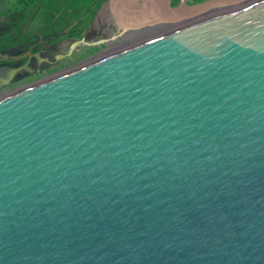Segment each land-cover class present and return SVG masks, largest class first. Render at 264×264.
Wrapping results in <instances>:
<instances>
[{"label":"water","instance_id":"water-1","mask_svg":"<svg viewBox=\"0 0 264 264\" xmlns=\"http://www.w3.org/2000/svg\"><path fill=\"white\" fill-rule=\"evenodd\" d=\"M252 1L111 0L147 39L0 99V264H264Z\"/></svg>","mask_w":264,"mask_h":264},{"label":"flooded vegetation","instance_id":"flooded-vegetation-1","mask_svg":"<svg viewBox=\"0 0 264 264\" xmlns=\"http://www.w3.org/2000/svg\"><path fill=\"white\" fill-rule=\"evenodd\" d=\"M9 1L0 6V72L15 70V74L0 83L7 84L0 88V95L119 52L132 41L131 34H140L139 39L147 34L145 30L125 32L112 13L111 0ZM249 1L245 5L253 3ZM181 3L172 0L173 6ZM81 57L86 59L78 61Z\"/></svg>","mask_w":264,"mask_h":264},{"label":"bare ground","instance_id":"bare-ground-1","mask_svg":"<svg viewBox=\"0 0 264 264\" xmlns=\"http://www.w3.org/2000/svg\"><path fill=\"white\" fill-rule=\"evenodd\" d=\"M232 9H234V8H229V9H220V8H213V9H211V10H209L206 14H204L203 16H202V18H208V17H210V16H213V15H216V14H219V13H221V12H228V11H231ZM180 22V21H179ZM191 22H187V20H181V24L179 25V23H178V25L177 26H174V27H171V28H167V30H165V29H163V30H160L161 28H163V27H166V26H160L159 28H156V30L155 31H153L152 33H150L151 34V36L152 35H154V36H159L160 34L161 35H163L164 33H169L170 31H172V30H175V29H178V28H180V27H183V26H186V25H188V24H190ZM140 34H137V33H134V34H131L130 36H132L131 38H132V41H131V43H129V44H127V46H129V45H132V44H135V43H138V42H140L141 40H143V39H147L146 37H144L143 39H139L140 37H138ZM128 37H129V35H128ZM139 40H138V39ZM136 39V40H135ZM138 40V41H137ZM126 46V45H125ZM115 50H117V49H115ZM95 60V59H94ZM89 61H93V60H89ZM69 71H71V70H69ZM68 70H67V72H69ZM63 73H66V72H63ZM62 73V74H63ZM15 92H17V91H13V92H7L8 94H6L5 96H4V94H2V95H0V99H3L4 97H6V96H8V95H10V94H13V93H15Z\"/></svg>","mask_w":264,"mask_h":264},{"label":"rangeland","instance_id":"rangeland-1","mask_svg":"<svg viewBox=\"0 0 264 264\" xmlns=\"http://www.w3.org/2000/svg\"><path fill=\"white\" fill-rule=\"evenodd\" d=\"M9 2H10L9 0H4V2L0 3V6H1L2 4H6V3H9ZM144 36H145V35H144ZM144 36H143V37H144ZM129 43H131V42H129ZM83 59H86V58H85V57H81V58L78 59V61H79V60H83ZM60 72H62V70H61ZM60 72H59V73H60ZM64 72H65V71H64ZM62 73H63V72H62ZM60 74H61V73H60ZM58 75H59V74H58ZM29 81H30V80L26 81L25 84L29 83ZM33 81H36V80H35V79H32L31 82H33Z\"/></svg>","mask_w":264,"mask_h":264}]
</instances>
